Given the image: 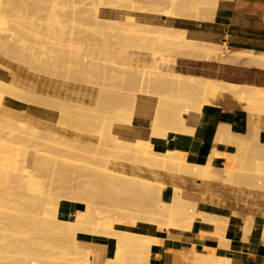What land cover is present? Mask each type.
<instances>
[{
	"label": "rangeland",
	"instance_id": "1",
	"mask_svg": "<svg viewBox=\"0 0 264 264\" xmlns=\"http://www.w3.org/2000/svg\"><path fill=\"white\" fill-rule=\"evenodd\" d=\"M52 1L0 0V21L3 19L5 23L3 22L2 25L6 24L3 28L1 26L4 35L0 36V44L3 42L6 46H0V79L13 84L12 76H16L14 79L17 84L21 81L18 86L21 88L24 86L23 89H25L21 93L0 89V190L6 189L4 195L6 202L2 204L3 206L0 203V214L3 215L0 219L4 217L3 224L0 220V230L6 229L3 232L7 233L10 228L6 221L7 214H12L23 222L17 227L21 236L7 235L6 238H3L5 236L0 238V250L2 249L0 262H3L1 264H74V261H78L77 258L81 256L76 254L78 252L76 248L82 241L89 242L87 247L93 250V254L102 261V264H145V258L147 261L152 255L149 249L152 244L146 247L147 244L138 237H142L147 228H155L158 231L189 229L199 216L196 200L208 201L219 211H222L218 208L221 205H233L234 210L245 213L264 211L263 108L256 110H259V113L254 110L249 111L247 101V103L244 102L245 100H240V102L236 97L234 99V96L224 94L225 103H228L229 108L233 110L231 111L232 117L225 118L224 123L231 125L234 116H244L245 127L238 130L234 126L228 128L224 126L223 129L229 130V136L232 139L227 137L223 131L222 135H219L223 137L221 140L218 139L223 152L218 156L214 153L210 159V169H205L199 174V167L194 166L197 171L192 172L191 167L190 171L184 174V171H181L178 165L176 166L185 161L184 152L169 149L165 153H159L155 151L150 141H142L140 138L134 141L123 139L120 142L118 139H121V133L117 134L114 124L131 123L134 110L137 109V96L149 94L158 100L152 130L156 136L165 137L169 129L185 127L186 117L182 122L180 114L178 115L179 110L186 107L189 109L187 115L193 112L200 113L202 108L209 105L218 95L213 89L214 85L217 87L225 85L231 87L232 85L184 75L188 84L184 87H175L167 84L161 76L121 73V71H111L109 67L105 68V73L101 70L90 71L80 59L83 50L89 46H94L98 50H110L118 49V46L121 48L123 46L121 43H123L128 47H126L127 51L132 53L131 57L150 61V54L155 53L158 48H154V44L159 41V39H154V36L157 38L161 36L177 43L178 39L175 35L178 30L185 29V27L180 25L156 26L147 22L140 26L143 27L140 29V27H134L132 23H129L132 24L130 28L129 24L126 27L127 24L124 23L122 25V23H108L107 21L97 27L91 20L92 16L88 13L87 15L81 14L82 9L100 8L106 11L112 5L120 10L128 11L130 2L128 0H67L66 12L63 17L57 19L50 9ZM97 3H100L98 7L95 6ZM202 8L215 7L203 5L198 9L199 15ZM137 11L129 10L133 13ZM183 14L185 17L178 15L173 18L177 21L179 19L191 20L194 13L188 11ZM82 15L84 18L81 17ZM139 32L147 35L145 39L150 38L152 34L151 38L152 36L153 38L150 41L156 42H153L152 46L149 44L151 43L149 39H147L149 43L145 42V39L143 43H140L144 36L142 37V33L140 35ZM126 33H129L131 37H128L129 34L127 36ZM116 37L127 41L119 40L118 43ZM132 39H136L137 42L140 39L138 45L143 44L142 49L147 46L149 50H146L147 48L146 51L142 50L141 47L137 50V42L134 44L135 41ZM115 41L117 44L114 43ZM144 42L147 45H144ZM157 43L156 46L160 41ZM166 46L164 44L160 47L161 49L158 48L160 50H157L156 54L163 56L172 54L173 48L168 44ZM166 49L170 54H166L167 52L164 51ZM65 52L70 54L65 56ZM220 53L221 50L213 58H217ZM224 53L227 54L228 50L225 49ZM173 55L176 60L178 57L186 58L178 52ZM231 56H245L252 61L264 62V55L233 52L229 57ZM80 65L85 66L82 69L84 72L80 71ZM74 69L78 73H75ZM233 88L264 92V89L257 88L237 86ZM174 92L175 96L172 95ZM212 92L216 95L214 96ZM50 98L52 99L49 100ZM65 98L67 102L64 101ZM209 99H211L210 102L203 103ZM83 104L91 106L90 111L94 112V114L90 113L93 116V122L87 127L76 123L80 111L79 106ZM160 108H164L165 112L160 114L158 112ZM175 110L177 112L173 114ZM63 113H67L64 118H62ZM239 142H245L243 146L246 145V147H242ZM227 154H236L238 162L241 163L236 170L237 173H234L230 179L226 178L222 170ZM36 158L38 161L35 160ZM146 158L157 159V162L149 166L144 162ZM255 160L259 164H254ZM20 168L25 173L33 171L32 174L36 175L43 187L42 192H32L24 184L21 185L9 176L10 174L18 175ZM119 173L135 175L138 178L135 186L128 183ZM162 174L171 177H190L194 185L198 181L204 182V190L198 198L191 199L181 188L174 185L173 193H176V189H180L182 198L186 203L189 202V205L179 202L176 198L171 200L172 203L170 201L166 204L161 198V191L155 190L156 192L153 193V190L141 186L144 182L155 180V182L160 181L161 183H157L163 185L164 188ZM74 205L86 211L87 218L82 228L79 227L78 231L75 228V231L71 232L65 224L61 226L62 223L58 222L56 216H54L56 219L53 217L54 222L52 216L55 213L54 209L58 212L61 210L69 212ZM182 207L189 214H196L195 218L191 220L189 217L180 216L178 211H181ZM49 208L54 210L53 212L50 210L53 214H49V211L47 213ZM233 214L237 215L236 212ZM224 217L227 218V216ZM39 219H42L41 222ZM69 219L74 220V217L69 215ZM31 220L33 223L29 222ZM43 220L48 225H45ZM248 222L252 223V220L249 219ZM57 223H60L59 229H57ZM24 224H26L25 232L19 229L24 228ZM31 224L35 227L40 225L41 228L44 226V230L43 228L38 230L36 227L38 231H34L35 227ZM3 225L9 227L4 229ZM48 226L53 229L48 228L44 232ZM83 228L87 230L84 232ZM62 230L63 232H60ZM73 232L75 236L71 234ZM25 236L33 239L35 254L32 253L33 250L31 252L25 250L26 254L22 253L24 249L21 246L16 249L18 245H24L21 242L26 241ZM94 237H104L109 242L102 243L94 240ZM9 240L12 245L9 244ZM1 241L6 242L5 245ZM16 242L18 245L14 244ZM2 246L6 251H3ZM149 250L150 253L144 255ZM147 255H150L148 259Z\"/></svg>",
	"mask_w": 264,
	"mask_h": 264
},
{
	"label": "crops",
	"instance_id": "2",
	"mask_svg": "<svg viewBox=\"0 0 264 264\" xmlns=\"http://www.w3.org/2000/svg\"><path fill=\"white\" fill-rule=\"evenodd\" d=\"M143 14L141 11L130 12L138 18ZM114 15L111 13L108 18ZM200 16L206 22H212L214 39L220 45L221 53L210 60L178 57L174 70L232 86L264 89V62L252 61L245 56L229 57L233 52L264 55V0H219L216 8H202ZM153 25H180L188 30L201 28L187 22L179 23L163 13L155 15ZM157 103V98L139 94L134 117L131 123L123 125L121 139L148 140L159 153L169 149L182 151L189 165H205L214 153L217 156L222 154L216 134L223 130L222 127L234 126L242 130L246 124L244 116H234L236 119L231 125L224 123L225 118L232 117L233 110L225 103L222 94L203 107L200 113L188 114L183 129H169L165 137L151 136ZM161 178L165 185L162 200L166 203L173 197L174 185L191 199L198 198L204 190V182L198 181L194 185L190 177L162 174ZM196 203L199 216L189 229H146L144 234L158 237L157 243L151 246L149 264H264V211L245 213L234 210L233 205H221L218 208L222 211H219L208 201L199 199ZM57 217L65 221L69 213L61 210ZM249 219L252 223L248 222ZM94 240L109 242L104 237H94Z\"/></svg>",
	"mask_w": 264,
	"mask_h": 264
},
{
	"label": "bare ground",
	"instance_id": "3",
	"mask_svg": "<svg viewBox=\"0 0 264 264\" xmlns=\"http://www.w3.org/2000/svg\"><path fill=\"white\" fill-rule=\"evenodd\" d=\"M129 2H130V5L128 6V8H129V10H138L139 12L141 11V12H144V14H143V16L142 17H135V16H133V15H130V12H129V10L128 11H123V10H120V8H118V7H114V6H112V5H110L109 7V9L108 10H106V11H102L100 8H95V9H89V8H87V9H82L81 10V14H84V15H87V13L90 15V16H92V18H91V20L92 21H94L95 22V24H96V26L98 27L100 24H105V22L107 21L108 23H113V22H115V23H122V25H126V27L127 26H129L130 25V28H131V25L133 24L134 25V27H136L137 26V28H139L140 26H143V25H145L147 22L148 23H151V24H153V21H154V18H155V15L156 14H158V13H160L161 15H162V13H163V15L164 16H169V17H175V16H178V15H181V17H185V15L183 14V12H188V11H192L194 14H193V16H192V18H191V20L190 19H188V20H178V22L179 23H183V22H187V23H190L191 25H200L201 26V28H199V29H192V30H188V29H181V30H178L177 31V34L175 35V37L178 39V42L177 43H174V42H172L171 40H169V39H167V38H163V37H161V36H158V38L156 37V36H154L155 38L154 39H156V40H158L159 39V41H160V43H159V41H158V43L159 44H162V45H164L165 44V47H167L166 46V44H168L169 46H171L172 48H173V53L172 54H170V53H168L167 52V49L166 50H164V51H166L165 53L166 54H170V55H167V56H163V55H160V54H156V52H158L157 50H160L161 48V46L162 45H159L156 41H153L154 43L156 42L158 45L156 46V43L154 44V48L155 47H158V48H160V49H158L157 48V50H155V53H152V54H150V57H151V59H150V61H145V60H143V59H140V58H133V57H131L130 55L132 54V53H130V52H128L127 51V49H126V47L127 46H124V44L123 43H121V45H123V46H121V48L118 46V49L116 48V49H110V50H98V48H96V47H94V46H89L87 49H84L83 50V53L80 55V59H81V62L88 68V70H90V71H99V70H101V72H104L105 73V68L107 69L108 67L110 68V70L111 71H121V73L122 72H125V73H133V74H135V75H149V76H153V77H157V76H161V77H163L165 80H166V82H167V84H169V85H171V86H175V87H184V86H186L187 84H188V82H187V80H185L186 79V77L184 76V75H182V74H180V73H177V72H174V66H175V64H176V59H175V57H174V53L175 52H178L179 54H181L182 56H185L186 58H189V59H191V58H196L197 60L200 58H203V59H205V60H210V59H212L214 56H216L217 55V53L221 50V47H220V45L215 41V39H214V32L212 31V28H213V26H212V22L210 23V22H206L200 15H199V13H198V9L201 7V6H203V5H209V6H213V7H218V3H219V0H128ZM67 3H68V1L67 0H53L52 1V4H51V12H52V14H53V16L55 17V18H57V19H59V18H61V17H63V15H64V12H66L65 11V8H66V5H67ZM98 5H100V3H97L95 6L96 7H98ZM111 13H115V15L114 16H111L110 18H108V16H109V14H111ZM135 13V12H134ZM125 14H126V16H125ZM78 15H80V14H78ZM77 15V16H78ZM76 16V17H77ZM82 18H84L83 17V15L81 16ZM86 17V16H85ZM165 19V18H164ZM72 20H75V19H72ZM79 20H81V19H79ZM85 20H86V18H85ZM2 21V22H1ZM0 21V36H3L4 35V32H3V30L1 29V26H2V28L3 27H5L6 26V24H4V25H2L3 24V19ZM88 22L90 21V20H87ZM87 21H84V22H86L87 23ZM71 22V21H70ZM81 21H79V23H80ZM83 22V23H84ZM5 23V22H4ZM85 23V24H86ZM124 23V24H123ZM129 23H132V24H129ZM129 24V25H128ZM151 24H148V25H151ZM83 25V24H82ZM124 27V26H123ZM134 27H132V29L134 28ZM219 27V26H218ZM143 28V27H142ZM141 27H140V29H142ZM144 28H148V26H144ZM8 29V28H7ZM124 29V28H123ZM135 29V28H134ZM126 30H127V28H126ZM136 30V29H135ZM134 30V31H135ZM123 31V30H122ZM147 31V30H146ZM145 32V31H144ZM140 33V35H141V33L142 32H139ZM127 34H129V33H126V35ZM136 34V33H135ZM149 34V33H148ZM125 35V34H124ZM152 35V34H151ZM151 35H150V38H151ZM128 36V35H127ZM134 36V35H133ZM132 36V37H133ZM144 36V38L143 39H141V37H140V39H141V42L140 43H143V41H145V42H147V39H149L148 41L149 42H151L150 40H152V38H153V36H152V38L150 39V38H147V39H145L146 38V36L147 35H143V33H142V37ZM128 37H131L130 36V34H129V36ZM139 37V36H138ZM218 37V36H217ZM123 38V37H122ZM134 38V37H133ZM116 39H117V42L119 43V40L120 41H124V42H126L125 41V39L124 40H121V39H118V37H116ZM139 39V40H140ZM145 39V40H144ZM217 39V38H216ZM132 40H134V39H132ZM139 40H138V42L136 41V39L134 40L135 42H134V44L137 42V45H138V43H139ZM129 42V41H128ZM145 42H144V45H147V43H149V42H147L146 44H145ZM153 42H151V43H149L150 45L153 43ZM115 44H117L116 43V41L114 42ZM130 43H132V42H130ZM133 44V45H134ZM148 44V45H149ZM3 45H5L6 46V44H4L3 42H2V44H0V46H3ZM143 45V44H142ZM141 45V46H142ZM149 45V46H150ZM136 48H137V46L136 45H134ZM140 45H138V48H137V50L141 47ZM152 46V45H151ZM223 46V45H222ZM117 47V46H116ZM143 47V46H142ZM142 47L140 48V49H142ZM165 47H163V48H165ZM128 48V47H127ZM147 48V49H146ZM149 47H145L144 46V49H142V50H149L148 49ZM162 48V49H163ZM224 48H225V46H224ZM80 49V48H79ZM82 49V48H81ZM129 49H131V48H129ZM150 49H151V47H150ZM135 50V49H134ZM145 50V51H146ZM169 50V49H168ZM163 51V50H162ZM161 51V52H162ZM62 52V51H61ZM75 52V51H74ZM150 52H151V50H150ZM66 53V55L65 56H67V54H70V53H67V52H65ZM79 54V53H78ZM64 56V55H63ZM73 56V55H72ZM6 57V56H5ZM62 57V56H61ZM66 59V58H65ZM192 59V60H193ZM70 60H72V59H70ZM63 61V60H62ZM67 61H68V59H67ZM65 62V61H64ZM63 64V63H62ZM71 65V64H70ZM73 65V64H72ZM262 65H264V64H262ZM78 66V65H77ZM85 66H81L80 65V67H79V69H80V71L82 70V69H84L85 68ZM1 67V66H0ZM83 67V68H82ZM64 68V67H63ZM88 70H86V72L88 71ZM9 71V70H8ZM66 71V70H65ZM70 71V70H69ZM73 71V70H72ZM83 71V70H82ZM67 72V71H66ZM74 72L75 73H78V72H76L75 71V69H74ZM84 72V71H83ZM89 72V71H88ZM110 73H112V72H110ZM66 74H68V73H66ZM99 74V73H98ZM63 75V74H62ZM13 77V80H14V82H12L13 84H11V83H7V82H4L3 80H1L0 79V89H5V90H10V91H14V92H17V93H21V92H24V90L25 89H23V87L21 88V87H19L18 86V84H19V82H21V81H19L18 82V84H17V82H16V80L14 79V78H16V76H12ZM90 80V79H89ZM108 80V79H107ZM98 81V80H97ZM23 84V83H22ZM22 84H21V86H22ZM93 84H95V83H93ZM66 86V85H65ZM209 86H213V85H209ZM216 88H218V89H216ZM71 89H72V87H71ZM101 89H102V87H101ZM213 89H214V91L215 92H217V94L218 95H222V94H230V96L232 95V97L234 96V99H235V97L237 98V100L238 101H240V100H245L244 102H248V105H247V109H249V111L251 110H254V111H256L257 109H259V108H263L264 109V92H262V91H254V90H239V89H235V88H233V86H231V87H228V86H223V87H217L216 85H214L213 86ZM213 91V92H214ZM213 92H212V94H213ZM214 92V93H215ZM69 95H72V94H69ZM214 95V94H213ZM216 95V94H215ZM214 95V96H215ZM64 96V95H63ZM61 97V96H60ZM228 97V96H227ZM52 98H50L49 100H51ZM99 99V98H98ZM213 99V98H212ZM210 100L211 99H209L208 101L206 100V102H203V103H207V102H210ZM64 101H66V98H65V100ZM67 102V101H66ZM97 102H99V101H97ZM241 102V101H240ZM246 102V103H247ZM73 103H75V102H73ZM80 103V102H79ZM72 104V103H71ZM98 104V103H97ZM65 105H67V104H65ZM70 105V104H69ZM68 105V106H69ZM77 106H78V104H76ZM84 105V106H83ZM82 106H79V109H80V111L78 112V117H77V122L76 123H79L80 125H82L83 127L84 126H89L90 124H92V122H93V116L90 114V113H93L94 114V112H92V111H90V107L91 106H85L86 104H83ZM91 105V104H90ZM212 105V104H211ZM240 106V105H239ZM246 107V106H245ZM98 108V107H97ZM243 108V107H242ZM92 110H93V108H91ZM9 110V109H8ZM136 110V109H135ZM135 110H134V114H135ZM196 111H198V109H195ZM245 110V109H244ZM10 111V110H9ZM188 111H189V109H187L186 107H184L182 110H179V113H178V115L180 114V120L183 122L184 121V119H185V117L187 116V113H188ZM63 112V111H62ZM77 112V111H76ZM158 112L160 113V114H162V113H164L165 112V109L164 108H160V109H158ZM177 111L175 110V112H173V114H175ZM256 112H258L259 113V110L258 111H256ZM255 112V113H256ZM68 113V112H67ZM67 113H63L62 115H63V117L62 118H64L65 116H67L66 114ZM71 115H73V114H71ZM76 115V116H77ZM70 117V116H69ZM133 117H134V115H133ZM73 118V117H72ZM69 119V118H68ZM70 119H71V117H70ZM65 120V119H64ZM72 120V119H71ZM74 123V122H73ZM76 125V124H75ZM114 127H116L117 128V134H120L121 132H122V130H123V125H121V123H118L117 125H115L114 124ZM223 128V127H222ZM228 128V127H227ZM84 129V128H83ZM151 129V128H150ZM223 131V133L227 136V137H229L230 139H232L230 136H229V130H226V129H223L222 130ZM222 131H220L219 133H216V134H218V136H217V139H219V140H221V139H223V137H219V135H222ZM151 136H156V134H155V132L151 129V134H150ZM225 139H227V138H225ZM116 140V139H115ZM120 142L123 140V139H118ZM140 140H142V141H146V142H148V140H145V139H140ZM226 141H228V140H226ZM236 141V140H235ZM232 142V141H231ZM240 143V145L242 146V147H244L243 145L245 144V142H239ZM250 143V142H249ZM237 144V143H236ZM237 147H239V146H237ZM245 147H246V145H245ZM244 147V148H245ZM240 148V147H239ZM238 148V149H239ZM240 150H242L241 148H240ZM238 153V152H237ZM37 157V156H36ZM38 158H36L35 160H37ZM50 159V158H49ZM147 160H145L144 162L145 163H147V164H149V166L150 165H154L156 162H157V159H154V158H151V159H148V158H146ZM153 159H154V161H153ZM169 159V158H168ZM40 160V159H39ZM149 160H152L151 162L149 161ZM169 160H171V159H169ZM238 156L236 155V154H227L226 155V159H225V162H224V164H223V166H222V170H223V172H224V174L226 175V178L227 177H229L228 179H230V178H232V176L234 175V173H237L236 172V170L239 168V166H241L240 164L241 163H239L238 162ZM38 161V160H37ZM23 162V161H22ZM35 163V162H34ZM254 164H259V162H257L256 160H255V162H254ZM178 165V166H177ZM176 166L178 167V168H180L181 169V171H184V174H185V172H186V174L190 171V169H191V167H192V172H194V171H197V168L195 169V167L194 166H197V167H199V174L203 171V170H208V169H210V167H211V161L209 160L205 165H189V164H187L185 161L184 162H181V163H178V164H176ZM153 168V167H152ZM152 171H153V169H152ZM18 172H19V174L18 175H9L10 177H12V178H14V179H16V181L18 182V183H20L21 185L22 184H24L25 186H26V188L27 189H29V190H31L32 192H42V189H43V187L40 185L41 183H39L38 182V180H37V178H36V175L34 176L33 174H32V172L30 171L29 173H25V172H23L22 171V169L20 168L19 170H18ZM37 174V173H36ZM120 174V176H122V178H124L128 183H131L133 186H135V184L137 183V180H138V178H136L135 177V175L134 176H129L127 173V175H125L124 173L122 174V173H119ZM137 176V175H136ZM138 177V176H137ZM141 178V177H140ZM225 178V179H226ZM150 179V178H149ZM227 179V180H228ZM143 180V179H142ZM146 180H148V179H146ZM154 180V179H153ZM149 181V180H148ZM225 181V180H224ZM229 181H231V180H229ZM157 182H159V181H157ZM157 182H155V180H154V182H144V183H142L141 184V186L142 187H144L145 189L147 188V189H149V190H153V193H155L156 191L155 190H157V191H161L162 192V190H163V185L161 186V185H159ZM227 182V181H226ZM139 183V185H140V181L138 182ZM161 183V182H160ZM87 184V183H86ZM176 189V188H175ZM175 189H174V191H175ZM144 190V189H143ZM28 191V190H27ZM155 191V192H154ZM28 192H30V191H28ZM143 192V191H142ZM5 193H6V189H1L0 190V203H1V205L2 204H4L6 201V199H5V197H4V195H5ZM34 194V193H33ZM157 194V193H156ZM57 195V194H56ZM159 195H160V193H159ZM49 196V195H48ZM51 196V195H50ZM157 196H158V194H157ZM48 198H50V197H48ZM157 198H159V197H157ZM156 198V199H157ZM161 198H162V196H161ZM173 198H176L179 202H181V203H183V204H188V203H186V201L182 198V196H181V191H180V189H176V193L174 194L173 193V197H172V199L171 200H173ZM54 200V199H53ZM55 200H56V198H55ZM8 201V200H7ZM65 201H67V200H65ZM156 201H158V200H156ZM160 201V200H159ZM48 202H50V201H48ZM71 202V201H70ZM174 202V201H173ZM160 203V202H159ZM162 203V202H161ZM165 203V202H164ZM164 203H163V205H164ZM171 203H172V201H171ZM178 203V202H177ZM49 204V203H48ZM52 204V203H51ZM166 204H168V203H166ZM0 205V206H1ZM46 205V204H45ZM50 205V204H49ZM53 205V204H52ZM71 205V204H70ZM189 205V204H188ZM3 206V205H2ZM51 206V205H50ZM54 206V205H53ZM44 207V206H43ZM71 207V206H70ZM184 207V206H183ZM183 207H182V210L181 211H178V213L180 214V216H182V217H189L191 220H193L195 217L194 216H196V214L194 215V214H189L188 212H187V210L185 209L186 208V206H185V208L183 209ZM48 208V207H47ZM54 208H56V206L54 207ZM44 209V208H43ZM72 210H70L68 213H69V215H72L73 217H74V220H70L69 218L68 219H66L65 221H63V220H60V219H58V222H61L62 223V225L61 226H63V224H65V226H67V228L68 229H70L71 230V232L72 231H75V228H76V230L79 228V227H81V226H83V224H84V220H85V218H87V215L85 214V212L86 211H84V210H82V209H80V208H77L76 207V205H74V206H72V208H71ZM164 209V208H163ZM178 209V208H177ZM50 210H51V208H49V210H47V213H48V211H49V214H53V213H51V212H53L54 210V214H53V216H52V219H53V217L54 216H56L57 217V214H58V211L56 210V209H54L53 211L51 210V212H50ZM160 210H162L161 209V207H160ZM57 211V212H56ZM32 212V211H31ZM164 212V211H163ZM192 212V211H191ZM43 213V212H42ZM47 213H46V215H47ZM87 213V212H86ZM170 213V212H169ZM192 213H194V212H192ZM5 214V213H4ZM32 214V213H31ZM162 214V213H161ZM8 216L6 217L7 219H6V221H8V223L7 224H9V226H10V228H9V230H7V233H5V232H3V231H5L6 229L5 228H8L9 226H6V225H3V227H4V229L5 230H3V228H2V230H0V231H2L3 233H5V234H3L2 232H0V238H2L3 236H5V237H3V238H6V236L7 235H13V236H15V237H17V236H21L19 233V231L17 230L18 228L17 227H19V225L20 224H22L23 222L20 220V219H16V217L14 216V215H9V214H7ZM43 215H44V213H43ZM171 215V214H170ZM0 216H3L2 214H0ZM6 216V215H5ZM29 217H31V216H29ZM29 217H28V219H29ZM56 217H54L55 219H56ZM4 218V217H3ZM3 218L2 219H0L1 220V223L4 221L3 220ZM45 218H47V217H45ZM50 218H51V215H50ZM58 218V217H57ZM44 219V218H43ZM51 219V220H52ZM63 219V218H62ZM3 220V221H2ZM23 220V219H22ZM30 220V219H29ZM40 220V219H39ZM42 220V219H41ZM41 220L39 221V222H41ZM187 220H188V218H187ZM187 220H185V221H187ZM24 221H26V220H24ZM28 221V220H27ZM26 221V222H27ZM45 221H47L48 222V220H46L45 219ZM53 221H54V219H53ZM159 221V220H158ZM189 221V220H188ZM26 222H24V223H26ZM29 222H32V220L31 221H29ZM29 222H28V224H29ZM35 222H37V221H35ZM43 222H44V220H43ZM55 222V221H54ZM57 222V221H56ZM33 223V222H32ZM49 223V222H48ZM50 223H52V222H50ZM3 224V223H2ZM5 224V223H4ZM44 224H45V222H44ZM58 224V223H57ZM60 224V223H59ZM59 224H58V228L57 229H59ZM227 224V223H226ZM32 225V224H31ZM43 225V224H42ZM45 225H48L47 223L45 224ZM54 225L56 226V224L54 223ZM6 226V227H5ZM25 226H26V224H24V228H19V229H23V231L25 230ZM32 226H34V225H32ZM50 226V225H49ZM47 227V228H45V231L44 232H46V229H48V228H50V229H53V228H51V227ZM60 226V227H61ZM1 227V226H0ZM35 227V226H34ZM33 227V228H34ZM37 227V226H36ZM34 228V231H36L37 230V228H38V230L40 229V230H42V228H43V230H44V226L41 228L40 227V225L37 227V228ZM40 227V228H39ZM54 227V226H53ZM64 228V227H63ZM74 228V229H73ZM82 228V227H81ZM85 228H87V226H85ZM32 229V228H31ZM55 229V228H54ZM73 229V230H72ZM80 229V228H79ZM37 230V231H38ZM56 230V229H55ZM55 230H53V231H55ZM65 230V229H64ZM82 230H84V228L82 229ZM85 230H87V229H85ZM85 230H84V232H85ZM56 231H59V230H56ZM65 231H67V230H65ZM78 231V230H77ZM79 231H81V230H79ZM126 231V230H125ZM136 231V230H135ZM226 231V230H225ZM19 232V233H18ZM25 232V231H24ZM42 232V231H41ZM60 232H63V230L62 231H60ZM59 232V233H60ZM69 232V231H68ZM83 232V231H82ZM99 232V231H98ZM120 232V231H119ZM76 233V232H75ZM107 233V232H106ZM121 233V232H120ZM139 233V232H138ZM225 233V232H224ZM71 234H74V232L73 233H71ZM70 234V235H71ZM102 234H104V232H102ZM123 234V233H122ZM140 234V233H139ZM69 235V236H70ZM76 234H74V236H75ZM111 235H113V234H111ZM13 236H11V237H13ZM23 236V235H22ZM72 236V235H71ZM26 237V236H25ZM112 237V236H111ZM141 237V236H140ZM140 237H138V239H141V241L143 242V243H145V244H147L146 245V247H148V244H155V243H157V240H158V237L157 236H153V235H148V234H142V237L140 238ZM10 238V237H9ZM19 238V237H18ZM113 238V237H112ZM137 238V237H136ZM20 239H21V237H20ZM19 239V240H20ZM75 239V238H74ZM72 240L73 242L75 241V240ZM115 239V238H114ZM117 239V238H116ZM4 240H6V239H4ZM7 240H8V238H7ZM21 240H23V238L21 239ZM32 240L33 239H29L28 237H26V241H23V242H21L22 244H24V245H18V243L16 244V243H14L15 245H18V247L16 248V249H19L20 248V246L22 247V249H24V250H22V253H24V254H26L24 251L26 250V251H29L30 250V252H31V250H33V248H34V246H33V242H32ZM13 241V240H12ZM15 241V240H14ZM13 241V242H14ZM10 242V243H9ZM9 244H11V241L9 240ZM113 242V241H112ZM1 243L3 244V245H5L4 243H6V242H3V241H1ZM75 243V242H74ZM89 244V242L88 241H82L81 242V244H80V246L79 247H77L76 248V250L78 251V252H76V254L77 255H81L80 256V258L78 257H76L77 259H78V261H74V264H102V261L98 258V257H96L94 254H93V250L91 249L90 250V248H88L87 247V245ZM113 244V243H112ZM140 244V243H139ZM142 244V243H141ZM12 245V244H11ZM14 245V246H15ZM3 247V251H6V250H4V246H2ZM1 247V248H2ZM13 247V246H12ZM143 247H145V246H143ZM149 247H151V246H149ZM7 248H8V246H7ZM75 248V247H74ZM12 249V248H11ZM113 249L115 250V248L113 247ZM119 249V248H118ZM148 249V248H147ZM146 249V250H147ZM149 249H151V248H149ZM113 250V251H114ZM0 251H2V249L0 250ZM34 251V250H33ZM116 251H117V249H116ZM10 253H11V251H10ZM17 253V252H16ZM33 254H35V251L34 252H32ZM79 253V254H78ZM150 253V250L148 251V253H145L144 255H146V254H149ZM5 254V253H4ZM19 254V253H18ZM23 254V255H24ZM27 255H29V254H27ZM26 255V256H27ZM3 256V255H2ZM148 256H150V255H147V259L149 258ZM1 257V256H0ZM5 257V256H4ZM12 257V256H11ZM29 257V256H28ZM28 257H25L26 259L28 258ZM5 258H7V257H5ZM9 258V257H8ZM144 258H145V256H144ZM143 258V259H144ZM12 259V258H11ZM20 259V258H19ZM22 259V258H21ZM30 259V258H29ZM28 259V260H29ZM115 259V258H114ZM142 259V260H143ZM149 259H151V257L149 258ZM148 259V260H149ZM1 260H3V258L1 259ZM10 260V259H9ZM16 260V259H15ZM17 260H18V257H17ZM25 260V259H24ZM146 261V258H145V264H146V262H148L147 264H149V261ZM26 261V260H25ZM30 261V260H29ZM28 261V262H29ZM2 262V261H1ZM1 262H0V264H1ZM17 262V261H16ZM20 262V261H19ZM34 262H35V260H34ZM72 262V261H71ZM3 263V262H2ZM13 263H14V260H13ZM24 263V262H23ZM116 263V262H115ZM8 264V263H7ZM25 264V263H24ZM30 264V263H29ZM32 264V263H31ZM117 264V263H116ZM228 264V263H227Z\"/></svg>",
	"mask_w": 264,
	"mask_h": 264
}]
</instances>
